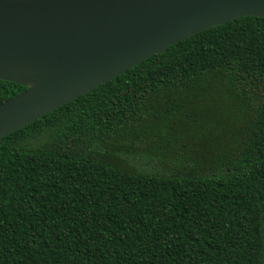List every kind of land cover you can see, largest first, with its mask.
Returning <instances> with one entry per match:
<instances>
[{"label":"trees","instance_id":"trees-1","mask_svg":"<svg viewBox=\"0 0 264 264\" xmlns=\"http://www.w3.org/2000/svg\"><path fill=\"white\" fill-rule=\"evenodd\" d=\"M0 264H264V18L0 139Z\"/></svg>","mask_w":264,"mask_h":264},{"label":"water","instance_id":"water-1","mask_svg":"<svg viewBox=\"0 0 264 264\" xmlns=\"http://www.w3.org/2000/svg\"><path fill=\"white\" fill-rule=\"evenodd\" d=\"M264 0H0V139Z\"/></svg>","mask_w":264,"mask_h":264}]
</instances>
